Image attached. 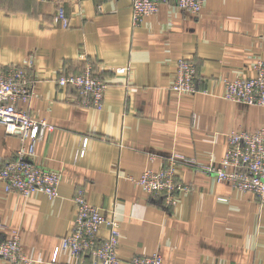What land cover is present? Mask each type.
<instances>
[{
    "label": "crops",
    "instance_id": "crops-1",
    "mask_svg": "<svg viewBox=\"0 0 264 264\" xmlns=\"http://www.w3.org/2000/svg\"><path fill=\"white\" fill-rule=\"evenodd\" d=\"M63 6L67 29L55 22V3L0 0V75L33 59L34 95L19 107L54 127L36 144L34 161L62 176L55 199L7 194L0 185V238L18 235L32 264H74L67 250L54 255L73 229V198L83 187L103 213L115 210L120 264L155 253L163 264H264V202L199 169L220 165L229 133L264 125L263 107L223 97L224 79L253 78L264 60V0H207L199 14L166 4L136 27L131 0ZM182 57L197 68L194 95L171 90ZM87 61L110 84L99 111L57 84ZM128 66V79L114 71ZM22 145L0 125V167ZM175 153L195 161L179 174L192 191L168 208L134 181ZM0 264L10 263L0 257Z\"/></svg>",
    "mask_w": 264,
    "mask_h": 264
},
{
    "label": "built area",
    "instance_id": "built-area-1",
    "mask_svg": "<svg viewBox=\"0 0 264 264\" xmlns=\"http://www.w3.org/2000/svg\"><path fill=\"white\" fill-rule=\"evenodd\" d=\"M58 5L55 22L63 28L71 26L63 6L64 0H44ZM207 0H131V19L133 27L159 12L162 5L173 4L177 8L199 14ZM33 59L24 65L33 66ZM24 65L11 67L0 76V125L9 135L20 138L22 146L15 156L0 167V185L7 194L24 197L41 192L49 199L58 197L62 181L60 172L50 170L34 161L36 144L54 127L46 120L33 117L28 109H21L19 103H29L32 97L28 86ZM256 76L253 78L224 79L223 97L232 102L259 105L264 109V60L254 64ZM117 73L128 79L130 68L121 67ZM197 68L191 58H180L174 67L171 90L178 96L198 93L196 86ZM60 87L74 86L80 90L81 106L102 110L109 82L96 75L91 62L86 63L79 74L63 75L57 79ZM128 84V82H127ZM228 149L220 165L200 166V170L211 175L218 183H227L242 192L253 193L264 202V125L255 132L234 131L228 134ZM29 142V145H27ZM87 138L77 156L85 150ZM157 170L148 169L134 182L152 197L162 198L166 206L177 203L181 192H190L192 187L185 185L177 175L178 164H194L195 161L180 154H173ZM75 218L73 229L56 249L55 259L60 249L70 252L74 264H120L118 247L121 242V227L115 210L103 213L92 204L85 188L79 187L73 198ZM175 203V204H176ZM107 235H102V230ZM0 257L10 264H32L34 261L25 255L18 235L9 239L0 238ZM53 258V261H55ZM131 264H163V258L155 253L151 256L135 255Z\"/></svg>",
    "mask_w": 264,
    "mask_h": 264
},
{
    "label": "rangeland",
    "instance_id": "rangeland-1",
    "mask_svg": "<svg viewBox=\"0 0 264 264\" xmlns=\"http://www.w3.org/2000/svg\"><path fill=\"white\" fill-rule=\"evenodd\" d=\"M47 2H48V1H47ZM52 3H53V2H52ZM26 64H27V63H26ZM32 67H33V66L29 67V66H27V65H24V68H23V69L26 70L28 86L31 87L32 97H33V95H34V80H33L32 78H30V76L28 75V70L32 69ZM120 68H121V67H120ZM117 69H118V68H117ZM117 69L114 70L115 73H116L117 75H121V74L117 73ZM7 71H8V70H7ZM7 71H6V72H7ZM6 72H5V73H6ZM81 72H82V71H81ZM81 72H80V73H81ZM3 74H4V73H3ZM78 74H79V73H78ZM96 75L99 76L97 73H96ZM0 76H3V75H0ZM62 76H63V75H62ZM60 77H61V76H60ZM128 86H129V85H128ZM69 87H71V88H73V90H75L76 95H77V99H78V103L81 105V104H82V96H81L80 90H79L77 87H74V86H69ZM32 97H31V98H32ZM31 98H30V99H31ZM224 99H225V98H224ZM225 100H226V99H225ZM52 131H53V130H52ZM52 131H51V132H52ZM16 152H17V151H16ZM169 158H170V157H169ZM169 158H168V159H169ZM168 159H167V160H168ZM164 164H165V163H164ZM164 164H163V165H164ZM180 168H181V164H178V167H177V175H178V176H180V175H179V174H180ZM190 192H191V191H190ZM188 193H189V192H188ZM179 196H180V194L178 195L177 203H178V201H179ZM175 203H176V202H175ZM175 203H174L172 206H167V207H168V208H169V207H175L176 204H177V203H176V204H175ZM95 206H96V205H95ZM108 213H109V212H108ZM74 218H75V217H74ZM118 248H119V247H118ZM118 255H119V254H118Z\"/></svg>",
    "mask_w": 264,
    "mask_h": 264
}]
</instances>
